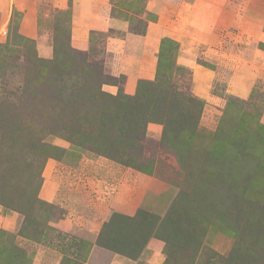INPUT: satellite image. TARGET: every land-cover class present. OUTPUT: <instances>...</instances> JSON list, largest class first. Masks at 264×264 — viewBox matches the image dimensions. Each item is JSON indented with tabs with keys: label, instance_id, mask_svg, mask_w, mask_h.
Instances as JSON below:
<instances>
[{
	"label": "rangeland",
	"instance_id": "obj_1",
	"mask_svg": "<svg viewBox=\"0 0 264 264\" xmlns=\"http://www.w3.org/2000/svg\"><path fill=\"white\" fill-rule=\"evenodd\" d=\"M50 1L39 38L20 31L18 8L0 12V187L8 186L0 191V264H89L94 244L62 221L94 209L70 194L40 196L49 163L60 188L81 189L88 203L108 184L137 188L135 209L114 206L109 220L134 219L129 232L139 233L140 248L131 257L132 248L120 252L123 243L105 248L97 239L112 256L131 264H264V217L262 230L254 221L264 208V69L246 98L229 82L244 63L264 64V0H211L209 47L177 23L206 15V0H111L116 25L90 30L86 51L72 47L71 7ZM134 37L143 48L157 45L154 73L135 66ZM195 65L217 75L209 100L194 93Z\"/></svg>",
	"mask_w": 264,
	"mask_h": 264
},
{
	"label": "crops",
	"instance_id": "obj_2",
	"mask_svg": "<svg viewBox=\"0 0 264 264\" xmlns=\"http://www.w3.org/2000/svg\"><path fill=\"white\" fill-rule=\"evenodd\" d=\"M197 2H200V5L204 4V2L201 1H196V3ZM206 2H208V7L205 11L206 15L203 17L191 15L192 18L190 19V24L184 20L185 17L183 16L181 21L177 20V23L181 26L183 32L190 30L191 33L195 32L200 34L201 37H204L203 39L207 40V47H209L208 45L211 46V42L214 39V33H211V31L213 32V28L211 27V0H206ZM0 3V12H3L2 16L7 12L9 7L13 9L14 7L18 8V10L24 14L20 23V31L30 38H39V27H41V25L39 27L38 25L41 20V8L44 4V0H0ZM50 4L53 6V8L56 7L60 10L67 8L69 9L71 7L75 22L72 31L73 41L71 43L72 47L77 51H86L91 45L88 37L90 30L108 31V29H113V27L116 25L114 22L115 20L112 19L111 0H72V4L70 0H51ZM43 21L45 22L44 19ZM159 30L161 34H163L162 32L166 31V28L161 26ZM46 37L49 39L50 34L47 33ZM134 38L136 42H139V46L134 48V52H130L134 53L132 55L135 59V66H147L146 68L148 72L151 74L154 73L158 66V57L156 53L157 45H152L149 43V47L143 48L140 45L141 41L143 42V40L137 39L136 37ZM110 39L111 42L108 44H113L114 42L116 43L112 37ZM125 44L128 43L126 42ZM183 46H185L184 50H186L185 48L187 45L183 44ZM131 50L132 48L128 49V51ZM40 51L46 56H50L52 54L51 48L48 45L46 46V44L43 45V48H41ZM216 62L217 65H221L220 60ZM251 65L252 64L247 65V63H244L245 67H240L239 72L237 74H233L232 77L230 76L229 78V82L232 83V92L244 98L248 97L250 94L249 87L246 85L248 83H254L253 80L257 79L264 69V64L262 66H260L258 63H254L252 66ZM253 66L256 68H250ZM192 69V81L194 83L193 85L195 86L194 93H196L201 98L208 100L211 99V86L212 83H214V80L217 78L215 71L202 65H195L192 67ZM49 166L51 167L48 176H51V178L45 181L42 188L40 196H42L43 199L52 202L57 200L59 196L63 198V196L70 194L69 197L72 201L75 202L76 200L78 203H82L83 205L89 204L94 209L93 212H88L89 214L79 221H77V219L82 218V215L77 216L76 212V215L62 221V225H64L62 228H66V230L69 228H72L73 230L81 229V237H89L91 242L94 244L91 252L89 253V264H131V261L118 254L113 256L110 255L112 254L110 251L103 247L97 246L96 242L101 233L102 225L109 220L111 216L109 211H111L114 206L118 207L119 211H123V207H121L122 204H125L126 208L128 209H135L137 201L134 197V194L136 193H133V190L137 188L134 186L129 187L130 185L128 186L126 183L122 187H120L118 183H114V185L110 187L109 184L105 185L108 183L107 181L109 179L103 180L105 187L99 189L98 194H94L91 198V201L89 200L90 203H88L86 201L87 197H85L86 194L84 193L83 195V191L81 189L79 191L72 190V193H70V191L65 188L61 189V183L53 178L56 171L55 166L51 165L50 163ZM143 187L147 190L148 186ZM138 190H140V192L144 191L140 187ZM117 201H119V203ZM77 224L78 226H76ZM109 257L111 260H108Z\"/></svg>",
	"mask_w": 264,
	"mask_h": 264
},
{
	"label": "trees",
	"instance_id": "obj_3",
	"mask_svg": "<svg viewBox=\"0 0 264 264\" xmlns=\"http://www.w3.org/2000/svg\"><path fill=\"white\" fill-rule=\"evenodd\" d=\"M169 41H170V39H168V38L163 40V47H162L163 50L162 51H164V52L166 51L165 47L167 46ZM159 60H160V58H159ZM161 63L162 62L159 61L160 65H161ZM160 65H158V66L160 67ZM141 83H146V82H141ZM142 91H143L142 88L139 87V92L135 95V97H132V98L135 100L136 97H139L141 95ZM141 97H142V95H141ZM79 105L83 106L84 104H83V102H81L80 104L79 103L75 104L74 108L77 107L80 110H82L81 106H79ZM113 122H114V120H113ZM227 149H228V146L226 144L223 145L222 143H220V146L218 148L220 153L226 152ZM248 152H250V151H248ZM217 162H220V159H217ZM217 164L219 167L222 165V163L221 164L217 163ZM6 187H8V186L6 185L5 187L4 186L0 187V191H2L3 188H6ZM6 193H8V192H6ZM6 193H3V194L6 195ZM6 196H8V194ZM39 201L37 200V203ZM7 206H9V205H7ZM37 208H38V206H37ZM38 209L40 210L41 208H38ZM236 209L231 211L232 214L234 212H236V214L239 212L241 213L243 210L242 204L240 207L236 206ZM254 211H257V210H254ZM254 215H255L254 221L256 220L255 223H257L259 221L258 224L260 226V222H261L260 220H263L262 218L264 217L263 216L264 215V208L262 209L261 212H259V214H254ZM233 218H236V217H233ZM239 219H240V217H238V215H237V221H239ZM133 222H134V219H132V218H128V217L123 216V215H113L112 218L105 224L103 230L101 231L100 236L98 237L99 244H101V246H103L105 248H107V247L111 248V247H113L111 245L113 244L112 240L114 239V240H117L118 242H121V244L122 243L124 244L123 248L119 249L122 254H126V251H125V250H127L126 248H128L129 252H130V249L132 248L131 251H133V252L131 254L128 253L126 255H130V256L132 254L136 255V251H138L140 248V246L136 244V242L139 239L138 238L139 233L129 232V231H133L135 229L134 227H131ZM25 223H27V221ZM235 224L237 225V227H243V224H241L240 222H236ZM260 227H261V229L259 228L258 230H262L263 227L262 226H260ZM256 228H258V226ZM111 237H112V239H111ZM100 239H102V240H100ZM129 240H130V244L132 246L129 245ZM98 241H97V243H98ZM90 246H91V244H90ZM133 247H134V249H133ZM131 257H133V256H131Z\"/></svg>",
	"mask_w": 264,
	"mask_h": 264
}]
</instances>
